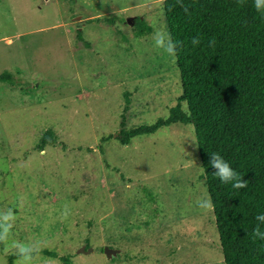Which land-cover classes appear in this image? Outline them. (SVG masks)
Here are the masks:
<instances>
[{
    "label": "rangeland",
    "instance_id": "1",
    "mask_svg": "<svg viewBox=\"0 0 264 264\" xmlns=\"http://www.w3.org/2000/svg\"><path fill=\"white\" fill-rule=\"evenodd\" d=\"M154 26L171 35L165 0H0V264L13 241L39 242L35 264H226L193 123L121 140L189 115Z\"/></svg>",
    "mask_w": 264,
    "mask_h": 264
},
{
    "label": "trees",
    "instance_id": "2",
    "mask_svg": "<svg viewBox=\"0 0 264 264\" xmlns=\"http://www.w3.org/2000/svg\"><path fill=\"white\" fill-rule=\"evenodd\" d=\"M165 12L178 42L189 115L178 104L167 119L125 132L121 140L192 122L226 264H264V239L252 235L258 225L264 232V221L256 220L264 214V10L257 11L254 0H165ZM139 26V34L150 29L143 21ZM193 38L200 43L193 45ZM11 79L7 71L0 74ZM213 153L247 187L222 183L209 163Z\"/></svg>",
    "mask_w": 264,
    "mask_h": 264
},
{
    "label": "clouds",
    "instance_id": "3",
    "mask_svg": "<svg viewBox=\"0 0 264 264\" xmlns=\"http://www.w3.org/2000/svg\"><path fill=\"white\" fill-rule=\"evenodd\" d=\"M181 6L183 7V5ZM254 8L257 11L264 10V0H254ZM184 11H188L187 7H184ZM153 40L155 47L163 50L168 56L174 58L177 55L178 42H174L171 35L164 29L154 26ZM191 42L193 45H198L200 43L197 38H193ZM210 43L214 44V40L210 41ZM209 163L214 170L215 176L218 177L222 183L228 184L231 182L232 187L235 189L247 187V182L238 177V174L233 170L231 165L219 153H213L210 156ZM21 200H23V197H21ZM197 205L204 211L213 208L210 197L198 200ZM69 215V207L65 205L61 212V218L66 220ZM16 219V213L12 208H8L6 212L0 211V244L6 245L5 250H7V244ZM256 220L264 221V214L257 215ZM252 235L254 238L264 239V232H261L259 225L254 229ZM11 247L15 250V254L18 257L17 264H35L36 258L41 251L39 242L37 241H13Z\"/></svg>",
    "mask_w": 264,
    "mask_h": 264
},
{
    "label": "water",
    "instance_id": "4",
    "mask_svg": "<svg viewBox=\"0 0 264 264\" xmlns=\"http://www.w3.org/2000/svg\"><path fill=\"white\" fill-rule=\"evenodd\" d=\"M103 250L109 259H113L114 257L118 256L119 253H121V251H122L121 248H117V247L115 248V247H111L109 245H105ZM91 252H93V247H89L88 249H86L85 245H83L77 249V253L89 254Z\"/></svg>",
    "mask_w": 264,
    "mask_h": 264
}]
</instances>
